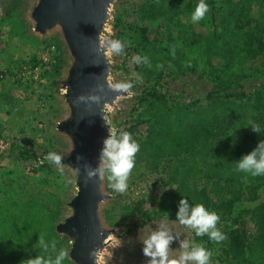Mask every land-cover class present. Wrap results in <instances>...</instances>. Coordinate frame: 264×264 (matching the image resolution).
I'll list each match as a JSON object with an SVG mask.
<instances>
[{
  "label": "rangeland",
  "instance_id": "rangeland-1",
  "mask_svg": "<svg viewBox=\"0 0 264 264\" xmlns=\"http://www.w3.org/2000/svg\"><path fill=\"white\" fill-rule=\"evenodd\" d=\"M211 1L215 9L212 12L216 13L222 6L233 9L229 4L237 0ZM36 3L37 0H0V74L3 76L0 81V204L15 197L17 186L23 185L25 190L39 187L60 200L58 221H62L71 215L67 204L76 192L75 177L65 166L62 175L45 157L53 151L64 159L71 151L68 137L56 130V124L68 116L62 85L71 57L58 26L44 35L33 31L30 12ZM198 3L199 0H112L101 41L108 61V81L113 88L117 83H131L133 88L131 93L122 92V96L107 106L108 135L109 129L117 133L127 131L136 139L145 135L146 125H138V122L147 117L143 106L139 105L146 93H159L167 97L170 106H181L203 101L209 93L222 95L234 91L225 84L230 77L226 70L209 67L194 52L189 29L181 28L176 36L172 32L177 22L175 17L167 14L154 20L145 13L146 6L152 4L162 9L171 6L192 9L193 13ZM207 16L210 17L209 13ZM253 26L245 16L238 14L223 24L232 33L239 34ZM257 26L264 31V19H260ZM109 39H119L124 45L118 55L108 53ZM173 42L176 46L170 48ZM239 65L240 61H235L230 69ZM239 84L245 93L261 91L264 95V69L242 75ZM244 121L242 128L226 130L215 139L213 152L204 163H195L186 156L178 163L164 160L155 165L144 156H136L124 193L109 187L105 171L102 191L107 200L100 203L99 213L103 228L113 233L101 251L100 264H148L142 241L161 227L170 229L177 237L170 246L172 256L179 255L181 241L187 239L195 243V230L174 220L162 219L140 227L143 221L138 208L154 211L172 194L176 183L167 181L169 172L174 169L188 170V189L204 188V174L216 157L239 150L253 135L250 122L261 125L258 114L246 116ZM260 140H264L263 130ZM219 185L222 187L223 182ZM206 189L213 201L226 197L222 189L212 185ZM247 230L255 233L251 222L247 223ZM57 235L58 241L49 250L50 254L70 249L71 239ZM202 245L212 252L211 264H228L221 254L220 243L210 240ZM0 252H6L2 246Z\"/></svg>",
  "mask_w": 264,
  "mask_h": 264
},
{
  "label": "trees",
  "instance_id": "trees-1",
  "mask_svg": "<svg viewBox=\"0 0 264 264\" xmlns=\"http://www.w3.org/2000/svg\"><path fill=\"white\" fill-rule=\"evenodd\" d=\"M206 3L210 6V17L206 15L198 24L191 21L192 9H177L175 6L162 9L155 4L145 8L150 19L156 20L167 14L175 17L177 22L172 32L176 36L181 28L189 29L194 52L209 67L226 70L230 77L224 82L228 88L234 89L222 95L209 93L203 101L195 100L181 106H170L167 97L159 93L143 95L139 105L143 106L147 117L138 125L145 124L146 133L139 139L132 137L140 145L136 156H144L155 165L164 160L178 163L186 156L195 163L206 162L213 152L215 139L226 130L242 128L246 116L258 114L260 129L264 131L263 93H245L239 84L242 75L264 69V31L257 26L259 20L264 19V0L232 1L229 5L233 9L222 6L216 9V13L212 12L215 10L212 1L206 0ZM235 14L245 16L248 24L254 26L242 34L223 27ZM175 46L173 42L170 48ZM235 61H240V65L231 70ZM260 134L253 132L239 150L216 157L210 170L204 174L206 186L222 189L225 199L213 201L206 186L200 191L188 189V170L174 169L169 172L167 181L176 183L172 194L154 211L139 207L138 213L143 221L139 226L162 219L178 222L176 216L182 198L188 200L190 208L203 203L220 216L217 226L227 237L220 242L221 254L228 264H264V176L248 175L245 179L246 174L236 171L235 165L257 147ZM17 187L15 197L0 204V246L6 251L0 252V264H22L37 256L54 261L59 253L50 254L49 250L58 241L55 226L61 213L60 200L39 187L29 190L23 185ZM248 222L253 224L254 234L248 232ZM41 234L46 250L39 244ZM194 241L203 244L210 240L207 235L195 234ZM63 264L72 263L66 259Z\"/></svg>",
  "mask_w": 264,
  "mask_h": 264
},
{
  "label": "water",
  "instance_id": "water-1",
  "mask_svg": "<svg viewBox=\"0 0 264 264\" xmlns=\"http://www.w3.org/2000/svg\"><path fill=\"white\" fill-rule=\"evenodd\" d=\"M111 2L37 0L30 12L35 33L44 35L57 26L61 29L71 57L62 85L68 116L56 124V130L71 142V151L62 164L73 172L76 192L67 204L71 215L57 222L55 232L71 239L68 260L72 264H95L89 254L102 251L113 233L103 228L100 218L99 205L107 200L102 179L97 176L85 183V166L99 167L103 141L108 137L106 108L123 95L108 81V61L100 39ZM80 96L99 97V103L91 99L74 103ZM77 156L83 159L77 161Z\"/></svg>",
  "mask_w": 264,
  "mask_h": 264
},
{
  "label": "clouds",
  "instance_id": "clouds-1",
  "mask_svg": "<svg viewBox=\"0 0 264 264\" xmlns=\"http://www.w3.org/2000/svg\"><path fill=\"white\" fill-rule=\"evenodd\" d=\"M210 11V6L206 0H199L193 13L191 21L198 24L203 20ZM101 41L104 35H100ZM124 45L119 39H109L108 53L119 54L123 50ZM133 85L131 83H117L115 89L123 93H131ZM91 99L95 103H99V97L92 96L86 98L80 96L74 103H79ZM253 132L260 133L261 129L258 124L250 122ZM140 150V145L136 142L132 135L127 132L117 133L113 129H109L108 137L103 141V147L100 153V165L96 169L86 165L85 170L88 180H93L97 176L104 178L107 171V180L109 187L115 192L124 193L128 189V180L135 167V157ZM50 163H54L63 175L64 166L62 164L63 157L53 151H50L45 157ZM83 157L77 156V161ZM236 171L245 173V179L248 175L252 177L264 176V140L260 141L257 147L249 154L244 155L235 162ZM79 171V169H77ZM68 183H71L69 180ZM180 225L189 229H194L197 236H208L209 240L220 243L227 239L221 230L217 227L220 216L214 210H209L203 203H196L190 208L188 200L182 198L180 200L179 211L176 216ZM177 239L171 234V230L166 227L158 228L152 231L147 238L143 239V255L148 259V264H211L212 252L202 244H196L187 239L181 241V251L178 256H172L171 244ZM39 244L44 245V236L41 234ZM90 258L95 260V264H100L102 252L100 249L93 250ZM69 258L68 249H61L59 254L53 261L51 258L45 259L43 256H37L34 259L23 261L22 264H63V261Z\"/></svg>",
  "mask_w": 264,
  "mask_h": 264
},
{
  "label": "built area",
  "instance_id": "built-area-1",
  "mask_svg": "<svg viewBox=\"0 0 264 264\" xmlns=\"http://www.w3.org/2000/svg\"><path fill=\"white\" fill-rule=\"evenodd\" d=\"M2 77H3V76L0 74V81H1Z\"/></svg>",
  "mask_w": 264,
  "mask_h": 264
}]
</instances>
